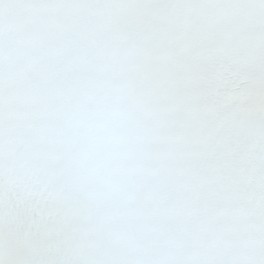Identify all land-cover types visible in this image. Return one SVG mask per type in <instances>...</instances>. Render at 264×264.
<instances>
[{
  "label": "snow or ice",
  "instance_id": "snow-or-ice-1",
  "mask_svg": "<svg viewBox=\"0 0 264 264\" xmlns=\"http://www.w3.org/2000/svg\"><path fill=\"white\" fill-rule=\"evenodd\" d=\"M0 264H264V0H0Z\"/></svg>",
  "mask_w": 264,
  "mask_h": 264
}]
</instances>
